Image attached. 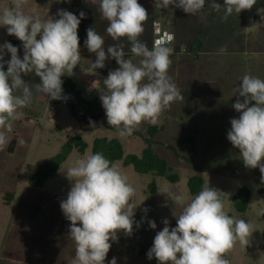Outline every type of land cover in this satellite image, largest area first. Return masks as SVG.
<instances>
[{
  "label": "rangeland",
  "instance_id": "obj_1",
  "mask_svg": "<svg viewBox=\"0 0 264 264\" xmlns=\"http://www.w3.org/2000/svg\"><path fill=\"white\" fill-rule=\"evenodd\" d=\"M215 2L224 4V0ZM138 3L153 19L151 25L148 21L145 23L140 37L149 49L152 48L155 16H161L165 21L161 20L162 23L175 34V42L169 46L174 52L168 74L184 99L175 101L161 113L155 125L163 128L155 138L154 150L175 169L179 182L172 184L153 174H139L132 166L125 167L122 161L115 163L135 189L130 201L135 207L134 223L130 235L121 230L117 233L118 239L110 241L112 247L105 264H110L113 257L117 264H159L155 257L149 260L147 253L156 233L165 226V219L170 229L176 226V216L180 215L183 205L173 197H182L184 204L195 197L189 192L188 181L197 174L203 176L205 186L209 184L220 191L229 216L244 219L253 229L248 245L241 246L237 241L223 258L230 264H264V195L258 193L261 173L259 168H246L239 149L227 139L231 119L240 115L232 105L240 98L235 90L242 77L249 74L264 79V0H257L251 9L239 15L233 13L226 19L223 9L216 12L211 8V0H206L204 8L194 15L186 14L174 4L167 8L156 7V0H138ZM23 11L38 15L42 20L49 19L37 8ZM106 28V54L108 46L119 45L125 55H131L130 59L138 64L141 58L132 55L127 38L114 41L107 36ZM197 39L203 42L200 51L195 50ZM5 42L10 43V37L6 27L0 26V45ZM18 55L22 59L24 50H18ZM80 55L73 73L65 76L78 80L81 72L93 70L102 77L97 92L100 96L104 79L119 65L109 56L105 67L94 69L96 58ZM4 60H10V53L4 55ZM30 74L36 76L34 72ZM31 102L19 110L23 115L11 122V132L0 129L7 139L0 147V264H71L75 242L70 236L71 222L60 207L74 183L67 178L66 169L76 159L91 155L93 141L101 137L119 139L125 155H140L146 147V127L151 123L143 122L131 135L121 137L108 124L102 105L97 114L77 111L74 93H68L58 105L41 93L33 94ZM195 126L198 147L197 155L192 156L190 148L181 146L178 139L189 135ZM13 136L18 137V143L15 151L9 153ZM75 136L88 143L86 153L81 155L74 150L56 177L41 189H31L29 179L37 168L58 154ZM169 146H174L176 153ZM153 181L156 182L154 193L150 189ZM243 187L249 188L252 194L247 212L239 213L233 197ZM149 221H155V229L149 226Z\"/></svg>",
  "mask_w": 264,
  "mask_h": 264
},
{
  "label": "clouds",
  "instance_id": "obj_2",
  "mask_svg": "<svg viewBox=\"0 0 264 264\" xmlns=\"http://www.w3.org/2000/svg\"><path fill=\"white\" fill-rule=\"evenodd\" d=\"M97 2L108 22L107 34L114 41L127 38L132 55L141 58L138 64L125 59L119 45L108 46L106 54L104 37L93 27L87 29L85 45L90 53L96 54L93 68L105 67L109 56L119 65L104 79L100 100L108 124L124 137L143 122L157 124L162 112L184 99L168 74L174 52L168 45L174 36L166 33L163 40L156 39L149 49L140 40L149 15L138 0H93ZM27 3L28 0H14L11 8L0 13V26L20 40L24 49L21 59L16 46L9 42L0 45V129L6 128L8 132L12 130L11 122L23 115L19 110L33 99V89L22 74L34 72L40 81L34 85L35 92L59 99L61 77L71 75L81 59L78 27L85 13L80 12L78 17L59 10L58 19L42 20L38 15L25 14ZM256 3L257 0H224L221 6L211 0V8L216 12L223 9L226 19ZM173 4L194 15L204 8L206 0H156V7ZM5 50L10 53V60H4ZM235 92L243 99L237 98L232 105L240 115L231 119L227 139L239 149L246 168H259L264 183V79L245 74ZM6 143L5 133L0 131V147ZM66 174L74 183L60 207L71 222L70 236L75 242L71 264H105L112 247L110 241L118 239V231L126 235L133 231L135 207L130 201L135 189L118 166L102 153L76 159ZM173 199L183 205L182 211L176 216L175 227L170 229L169 221H163L165 226L156 233L147 253L149 260L155 257L159 264H230L224 254L237 241L244 247L249 244L251 224L229 216L220 191L209 184L187 204L180 196ZM148 223L152 229L156 228L155 221ZM110 264H117L115 257Z\"/></svg>",
  "mask_w": 264,
  "mask_h": 264
},
{
  "label": "trees",
  "instance_id": "obj_3",
  "mask_svg": "<svg viewBox=\"0 0 264 264\" xmlns=\"http://www.w3.org/2000/svg\"><path fill=\"white\" fill-rule=\"evenodd\" d=\"M85 28H78V36L80 40V54H94L90 53L85 45L87 37L84 34ZM10 36V43L18 49H23V44L15 36ZM105 41L106 37L103 36ZM40 37L38 36L37 39ZM195 50L203 48L201 39L194 41ZM131 55H125V59H130ZM113 62L117 64L115 59ZM7 71V66L4 67ZM22 78L26 84L35 92L34 85L39 83V77H34L30 73L22 74ZM62 93L59 99H53L55 105L61 102V99L66 98L68 93H74L75 109L79 112L97 114L100 110L102 102L99 97H86L81 91L77 89L76 83L69 77L62 76ZM163 127L149 124L146 127L145 144L146 147L140 155L129 154L125 155L122 142L117 139H108L105 137L96 138L92 145V154L102 153L105 158L115 164L117 161H122L125 167L132 166L135 172L139 174H153L157 177L164 178L172 184L179 182V175L175 169L168 163L167 160L160 157L154 150L155 138L162 131ZM18 143V137L13 136L8 146V152L13 153ZM178 143L181 146L190 148L192 156L197 155L198 147V129L195 126L187 136L180 137ZM88 143L79 136L69 139L61 148L60 152L52 157L47 162L41 164L35 173L29 179V186L31 189H41L52 178L56 177L63 163L66 162L70 154L77 150L79 154L84 155L88 149ZM175 153L174 146H169ZM198 172H201L199 167H196ZM205 187V179L202 175H194L188 181L189 192L192 196H196ZM151 191L156 190V182L153 181L150 185ZM258 193L264 195V183L258 184ZM251 190L247 187L240 188L237 194L233 197V204L239 213H246L249 208L251 200Z\"/></svg>",
  "mask_w": 264,
  "mask_h": 264
},
{
  "label": "crops",
  "instance_id": "obj_4",
  "mask_svg": "<svg viewBox=\"0 0 264 264\" xmlns=\"http://www.w3.org/2000/svg\"><path fill=\"white\" fill-rule=\"evenodd\" d=\"M14 4V0H0V11L5 8H11ZM37 8L38 10L46 13L49 18L58 19L57 15L59 10H67L72 12L73 14L79 17L80 12L85 13V18L81 20L79 27H93L98 34L102 36H106L104 29L107 27L108 22L103 19L100 11L99 4L93 3V0H28L27 5L24 8ZM151 16V15H150ZM161 16H155L154 21L156 19H160L165 22ZM151 18L148 19V23L151 25ZM153 21V22H154ZM78 27V28H79ZM109 37V35L107 34ZM10 37V36H9ZM22 50V49H18ZM8 52L5 50L4 55ZM9 54V53H8ZM91 58H96V54H84ZM96 60V59H94ZM113 61V60H112ZM7 66V64L5 65ZM87 71V70H86ZM81 72V76H79L78 80L71 78L77 85V89L81 91L86 97H99L97 96L98 89L101 88V76L94 72L93 70H89L88 72ZM65 76V75H64ZM68 77V76H66ZM33 94H38L33 92ZM43 94V93H41ZM45 95V94H44ZM32 103V102H31Z\"/></svg>",
  "mask_w": 264,
  "mask_h": 264
},
{
  "label": "built area",
  "instance_id": "obj_5",
  "mask_svg": "<svg viewBox=\"0 0 264 264\" xmlns=\"http://www.w3.org/2000/svg\"><path fill=\"white\" fill-rule=\"evenodd\" d=\"M170 34L174 36L173 41L168 46H171L175 42V34L174 31L167 25H164L160 19H156L153 22V39H152V46L156 39L163 40L165 38V34ZM85 36L87 37V29L84 32Z\"/></svg>",
  "mask_w": 264,
  "mask_h": 264
}]
</instances>
